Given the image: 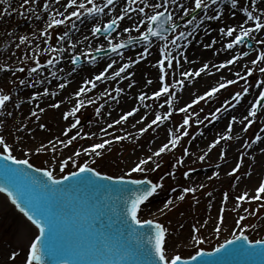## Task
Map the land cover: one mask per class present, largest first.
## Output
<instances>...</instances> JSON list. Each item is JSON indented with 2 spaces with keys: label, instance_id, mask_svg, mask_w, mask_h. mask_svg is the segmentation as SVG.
Masks as SVG:
<instances>
[{
  "label": "rangeland",
  "instance_id": "374dc122",
  "mask_svg": "<svg viewBox=\"0 0 264 264\" xmlns=\"http://www.w3.org/2000/svg\"><path fill=\"white\" fill-rule=\"evenodd\" d=\"M183 1L178 0V5H181ZM190 1L192 9L195 2ZM258 1L236 0V5L233 7V0H223L221 5L195 19L192 27L186 29V32L179 30L171 39L160 42L161 47L155 42L144 46L138 45L124 51L126 53L119 52L93 61L92 53L98 48L102 47L103 50L110 47V41L111 44H115L121 39L141 35L146 24L140 22L145 20L146 16L138 11L140 7H144L148 15L157 9L153 8L149 12L148 7H145L140 0H136L131 5L128 0H123L116 8L112 7L108 12H105V8L104 13L100 15L90 17L85 10L80 9L79 11L84 14L79 19L76 17L68 19L72 11L78 10L79 3H84L86 8L92 7V4H89L88 0H77L76 5L69 7V0H31L26 5L23 0H4V3H0V77L8 75L9 78L2 84L0 95H8L10 99L5 102L3 108H0V137H3L13 156L21 160L27 159L36 168H46L52 171L56 178L78 171L79 167L85 164L92 166L102 174L113 177L149 178L152 184L158 185L156 192L162 194L163 197L147 204L138 217L142 221L157 220L167 230L168 243H176L174 248L172 246L166 248V254L169 257L179 254L182 258H189L201 249L212 250L227 240L233 239L234 236L240 235L241 232L246 233L250 241H264V224L262 226L264 223V193H260L259 199H251L257 194L261 183H259L260 177L264 176V172L260 171L255 184L242 189V184L252 180L255 172L254 158L247 159L248 148L264 128V99L260 96L261 91L264 92V72L260 71L264 68V61L259 59L260 53L264 52V37L259 40L245 37L244 42L234 43L242 49L241 58H249L250 61L236 67L235 74L228 80L232 83L227 81L225 87L219 89L216 97L205 96V92L210 90L208 86L202 89L204 92L192 95L188 102L176 103L177 105L173 107V98L179 101L177 93L184 89L182 85H176L178 71L182 74H191L206 65L202 61L203 58L189 63L181 62L178 58L185 49H189L197 41L196 47L206 44V41H203L204 36L198 33L204 29L208 21L216 20L209 17H219L222 8L230 7L229 11L234 9L244 11V17L247 18L245 9L254 14ZM105 2L106 0H93L94 4L101 7ZM6 3H8L7 7ZM45 4L48 5L47 10L44 8ZM29 8L34 11H28ZM5 9H8L11 14H6ZM126 9L127 14L125 15ZM121 15H124V19L118 20V31L114 34L115 36L103 37L98 33L93 34V27L101 28ZM22 17H26L24 22L21 20ZM84 17L87 21L93 18L90 23L92 25L88 29V37L79 38L80 35L77 36L76 28L78 21H84ZM53 18L62 19L65 22L48 27ZM96 18L99 20H94ZM260 18V22L264 23V12ZM253 22L255 25L257 21L253 20ZM2 27L8 28L6 32L9 33L15 28H18L16 32H23L19 33L16 38H8L2 33ZM86 27L87 25L84 28ZM125 28L130 31L125 32ZM180 32L185 33L183 39H178ZM65 33L68 35L64 36ZM234 35L228 38L233 39ZM21 37H26L24 43L20 42ZM10 39L14 42H9ZM172 41H175L174 48H172ZM249 43L252 44L251 48ZM93 44L98 45L92 46ZM204 47L200 48V52L205 51ZM198 52V50L193 51V53ZM210 55H214L213 51H210ZM74 58H81L84 64L76 67L73 62ZM226 59L216 57L215 62L220 63ZM49 60L54 63L49 64ZM160 60H164L163 81L160 79L161 72L158 64ZM168 60H171V67L168 66ZM253 61L256 62L253 63ZM109 64L112 65L111 68L108 67ZM125 64L129 67L116 76L115 73ZM59 66H61L60 69H58ZM33 68L36 69L35 72L32 71ZM151 68L155 70L158 84L155 86L145 84L146 88L141 92L138 90L141 87L137 83L150 78ZM101 73H104L102 79L95 80V77ZM175 78V84H172ZM67 79L69 80L67 84L77 80L72 87L74 94L79 90L75 98L64 99V101L58 99L60 91L67 89L66 85L51 94L47 92L49 86L61 84L60 82ZM21 80L24 81L23 84L20 83ZM89 81L94 82L95 86L93 83H87L86 88L96 89L97 98L96 101L84 105L81 100L85 91L80 90L83 83ZM165 84L169 92L160 97H153V92L159 87L162 89ZM117 89H122V91L117 93ZM244 89H247V92ZM26 90L29 92L46 90V93L42 95V98H29L27 103L28 109L31 110L29 117H22L20 114L19 120H12L8 115L9 112L15 108L17 112L22 105L14 97L25 95ZM131 90H134V96L132 99L129 95V102L132 100V106L136 109L129 106L122 110L119 103L120 95L125 97ZM238 93L239 96H237ZM142 95L145 97L144 100L140 99ZM117 98H119L118 101ZM257 101L259 103L263 101L260 108H258ZM55 104L58 107L62 106L61 109L57 110L58 107H54ZM39 105L41 111L37 114ZM254 105L257 115L252 117L249 112ZM145 109L148 111V120L159 115L162 122L161 127H169V129L153 133V130L149 128L148 132L139 134L137 137H124L122 129L125 120L121 117L131 112L134 115L130 118L135 116L139 118L140 113ZM181 109L184 111L182 112ZM64 111L67 112V118H65L66 115L61 117ZM225 116L229 120L235 117L239 121L236 146L232 151L234 158L226 161V165L222 168L224 172L221 178L208 179L198 184L195 189H191L187 181L189 176L198 174L204 164L212 170L214 164L218 165L220 161L227 160L224 155H231L228 154L227 149L233 144L232 137L225 135L213 136L206 141L208 149L204 160L199 159L197 152V147L200 145L197 138L200 132L211 130L213 133L214 130L211 128L218 124L219 118ZM145 118L138 126L145 127L147 123ZM61 119L64 124L68 125L70 131L69 134L64 135L65 138L63 137L68 146L51 143L53 137H58V142H61L59 135L61 131L57 124ZM184 119H188L187 125L184 124ZM83 121H86L84 126L80 124ZM241 122L243 123L240 124ZM20 123L32 126L30 133L27 134L30 140L26 143H22L16 134V128ZM37 125L41 128L40 132L37 131ZM162 132L168 138L169 145L167 144L168 148L157 157L154 153L168 143L166 137L162 138L160 135ZM38 134L46 136L43 143L32 145L31 138ZM159 137L161 139L158 140ZM173 139L177 141L175 146L171 144ZM97 144H104V147L93 151V147ZM96 152L100 154L96 155ZM0 153H3V145H0ZM149 157L153 159L150 163H146L147 166L146 164L141 166L143 171H131L141 160L144 158L148 160ZM62 164L64 165L63 171H61ZM242 192L250 194L248 198L239 202L236 198L240 197ZM211 194L221 200L216 206L213 205L214 201L210 200ZM169 201H171L170 204ZM233 201L234 205L229 206L230 203L233 204ZM212 207H215V210L211 209ZM214 218L217 222L212 224L211 221L215 220ZM179 225L184 226L185 232L182 234L175 233ZM257 225L262 227H257ZM37 235L36 227L24 218L5 194L0 193V264H26L31 243ZM197 240L202 242L197 243ZM13 253H15V258H13Z\"/></svg>",
  "mask_w": 264,
  "mask_h": 264
},
{
  "label": "snow or ice",
  "instance_id": "6c2138e0",
  "mask_svg": "<svg viewBox=\"0 0 264 264\" xmlns=\"http://www.w3.org/2000/svg\"><path fill=\"white\" fill-rule=\"evenodd\" d=\"M31 0H23V3L29 4ZM136 0H128L129 5L135 3ZM171 2L172 4L176 3V0H163V3H157L152 5L155 9L163 8V11H155L154 14L148 15L145 13V8L140 7L138 11L143 13L146 16L147 20V29L142 33L141 38L144 41H149L150 37L164 38V33H166L169 29L165 28L166 24L170 25L171 29L175 30L177 28V24L173 22L172 13L168 11L166 5ZM195 9H207L208 3L206 0H194ZM0 3H4V0H0ZM89 4H92V7L86 8L84 3H79L77 6L78 10L72 11L68 19L71 17L80 18L84 13L79 11L80 9L85 10L86 14L89 16L92 15H100L104 13L105 8L114 3V0H106L105 4L101 7L93 3V0H88ZM141 3H145V0H141ZM212 3H216V0H212ZM77 4V0H69L68 6L71 7ZM236 5V0H233V7ZM145 3V7H148ZM45 10H47L48 5H44ZM180 8L184 9V15L187 16L189 11L183 4L180 5ZM135 10V9H133ZM6 14L10 15L8 9L4 10ZM28 11H34V9L29 8ZM247 19L257 21L255 24V29L252 28H243L241 26V31L239 35L235 36L234 43H241L245 37H249L250 34L255 30L259 31L264 28V23L260 22L261 18L259 16H253V13L247 11L245 9ZM125 15L127 14V9L125 10ZM63 15V13H61ZM210 19H218L219 17L213 16L209 17ZM124 15L119 16L117 19H112L109 23H107L103 29L100 27H93V34L99 33L102 30L104 32H110L113 30L114 26L118 25V20H123ZM65 21L62 19L51 20V23L48 27H52L53 25H61ZM144 20H141V24H144ZM75 27V25H73ZM139 30V28H137ZM125 32L130 31V29L125 28ZM223 32V30H221ZM235 29L228 28L227 35L232 36ZM47 34V33H45ZM68 34L65 33L64 36ZM185 37L184 32L179 33L178 39H183ZM26 37H21L20 42L24 43ZM64 39V37H61ZM112 52H118L119 49L125 47L124 43L119 44H111ZM173 45H175V41H172ZM233 43H229L227 45L228 48H232ZM208 47V45H206ZM97 52L102 51V47L96 50ZM162 51H166L162 49ZM93 61L95 57L91 58ZM167 59V56H165ZM259 59L264 61V52L260 53ZM73 62L76 60L74 58ZM256 61H253L255 63ZM49 64L54 63V61L49 60ZM160 72H161V81L164 80V60H160L159 62ZM228 63H232L229 61ZM168 66L171 67V60H168ZM223 67V65H221ZM109 68L112 67L111 64L108 65ZM129 67L128 64H125L120 68L118 72L115 73L116 76L120 75V72L125 71V69ZM207 68L205 65L203 68L196 73L199 75L200 72H203ZM33 72L36 71L35 68L32 69ZM261 72H264V68L260 69ZM182 75H187L182 74ZM104 76V73L97 75L95 80H101ZM21 84L24 83L23 80L20 81ZM86 83H93L92 81ZM151 83V81H148ZM228 83H232V81H228ZM60 87H64V85H60ZM220 88L225 87L224 84L219 86ZM218 89L213 88L211 92L207 93V95H212ZM81 92L85 91V89H81ZM117 93L122 91V89H117ZM247 92V89H244ZM161 92L167 93L168 86L165 84L161 91H157L154 93L156 97L161 95ZM240 94L238 93L237 96ZM262 99H264V92L260 93ZM10 97L8 95H0V108H3L5 102L8 101ZM141 100H144L145 97L142 95L140 97ZM203 99V97H200ZM259 103V101H257ZM54 107H58V105H54ZM184 111V109H181ZM219 111V110H217ZM75 114V110L72 113ZM33 115L35 113L33 112ZM132 115L131 112L127 113V115L121 117L122 120H126L128 116ZM170 115V113H169ZM249 115L255 117L257 115L256 106L254 105ZM67 118V115L65 116ZM167 118V117H165ZM247 119V117H245ZM161 120L159 115L156 116V119L152 121L155 124L157 121ZM235 120V117L233 118ZM119 122V121H117ZM251 123V121L249 122ZM184 124H188V119H184ZM151 125H149L150 127ZM246 130V129H245ZM143 131V130H142ZM187 134V133H185ZM259 139V136H257ZM176 139L171 141V144L175 146ZM0 145H3V154H0V167L3 168L5 176L3 180H0V193H6L7 196L11 199L12 204H14L24 216L36 227L38 230V235L35 237L34 241L31 243L30 252L26 259V264H43L45 256H55L58 257L62 261H67V258L70 254H74V250L67 242L66 238L63 237V233L66 231V227L64 224V201L61 199L64 192L68 189L73 190L74 192L81 193V197H78L74 206L78 209L83 210L87 214H91L96 217L108 216L109 219L115 218V221L118 225L117 227V235L120 238L119 248L126 249L132 255H139L146 258L152 262V264H193L198 260H202L203 257L208 256H219L221 254L228 255H239V254H254V249L256 246L264 245V241H255L253 244L249 241L248 237L241 232L240 235L234 236L232 240L226 241L224 244H221L218 248L215 249V253L211 252H202L197 251L195 255L191 257L190 260L182 259L179 254H176L172 257H169L166 254L165 247V233L166 229L159 223H155L153 220H141L138 217V212L140 210V206L142 203L147 201L149 197H151L158 187V185L151 184L150 181H141L135 179H125L124 176H120L114 178L110 175L102 174L101 172L89 167L87 164L80 166L78 171L72 172L70 175L62 176L61 178H56L53 175L52 171L44 170L42 176H36L34 173H29L26 169H30L33 166L29 163L27 159H17L12 155V152L9 146L5 143L3 137H0ZM104 144H97L93 147V151L97 148H103ZM168 148V145L165 144L163 147L159 149L158 152L154 153V155L159 156L160 153L164 152ZM79 153H77L78 155ZM99 152H96V155H99ZM151 157L148 158L150 160ZM203 159V157H201ZM148 160H141L139 164L134 167L131 171H143L144 169L141 167L146 164ZM20 166H26L20 167ZM159 167V165H157ZM64 170V165H61V171ZM36 173L41 172V169H35ZM46 178V179H45ZM67 182V183H66ZM143 183H148L151 186L149 188H145L142 191H137L133 193V195L127 199H121L119 195H117L114 199L106 197V192L112 193H124L130 191L125 187L128 184L140 185ZM63 186V187H62ZM89 190L92 191L93 195L91 198L87 195ZM188 191V189H185ZM260 193H264V183H261L259 188L257 189V194L251 199H259ZM248 198V194L244 193L238 200L243 201ZM183 199V197H180ZM111 200V202H109ZM171 201H169V204ZM243 219V217H241ZM119 226H122V231ZM148 227L149 231L154 229L155 235H149L147 237V244L142 246L141 241V229ZM219 231V229H217ZM125 233L128 237H132L133 234L136 235L137 240L134 244L131 239H124ZM108 237L104 235L103 232L97 234L94 240L87 246L83 242H81L78 247L81 249H85L82 253L75 254H97V255H111L113 254V248L109 247L107 244ZM202 241L197 240V243ZM13 258H15V253H13ZM207 264V262H205Z\"/></svg>",
  "mask_w": 264,
  "mask_h": 264
},
{
  "label": "bare ground",
  "instance_id": "6f19581e",
  "mask_svg": "<svg viewBox=\"0 0 264 264\" xmlns=\"http://www.w3.org/2000/svg\"><path fill=\"white\" fill-rule=\"evenodd\" d=\"M121 1L122 0H120V3H121ZM5 6L7 7L8 3H6ZM229 8L230 7L222 8V10L220 11V14H221L220 18H218L214 21H208L205 24L204 29L198 33V35L204 36L203 41H206V44H203V45L196 47V43L198 42L197 41L189 49H185L184 53H182L179 56L178 59L181 62L183 61L184 63L195 62V60H197L198 58H203L202 61H204V63L207 65V68H205V70L203 72H200L199 75H196V73L199 72L200 68H198L199 70L197 69V70L193 71L191 74H187L186 76L182 75V73L180 71H178V76L176 75V77H177V81H176L177 84L176 85L177 86L182 85L181 87H184V89H182L181 92L177 93L178 94L177 97L179 98V101H177V98H175V97L173 98V107H174V105H177L176 103L182 104V102H185V103L188 102L189 99L192 97V95H194L197 92H201V93L204 92V91H202V89L205 87H208V86L210 87V90H207L205 92L206 93L205 96H208L211 98L216 97V94L220 89L219 86L221 84L225 85V83L235 74L236 67L239 65H242V64H246L250 61L249 58H241L242 49L234 44L235 36L233 39L228 38L227 29L228 28L235 29L233 34L236 35V34L240 33L241 26H243V28H245V29H247V28L255 29V26L251 24V21H249L246 17H244V11H240V10L239 11L238 10L229 11ZM263 12H264V0H259L256 4L254 14H255V16L261 17V14ZM90 17H92V16H90ZM25 19H26V17H22V19H21L22 22H24ZM92 19L93 18H91L87 21L84 17V21L83 20L78 21V26L76 29L78 30L77 36L80 35L79 38L88 37L87 36L88 29L92 25V24H90V23H92ZM97 19L98 18H96L94 20H97ZM85 25H87L88 28L87 27L84 28ZM7 29L8 28H6V27H2V33L6 34V36L8 38H16L19 35V33L23 32V31L16 32V30L18 28H15L13 30V32L9 33V32H6ZM221 30H223V32ZM73 32H75V30ZM249 37L250 38H256L257 40L263 38L264 37V28L260 29L259 31L254 30L250 34ZM199 41H201V40H199ZM9 42H14V41H12V39H10ZM229 43H233L234 46L232 48H228L227 45ZM206 45H208V47H206ZM202 46H205L203 48V49H205L204 52L203 51L200 52V48ZM209 49H211L210 51H213V53H214L213 56L210 55ZM194 50H198L199 52L193 53ZM216 57L223 58V59L227 58V59L225 61L217 63V62H215ZM229 61H232V63H228ZM221 65H223V67ZM60 67L61 66H59L58 69H60ZM240 67H243V66H240ZM150 72L152 73L150 78L144 79V82L142 80H140L139 83H137V85H139L141 87L138 89L141 92H143L144 89L146 88L144 86L145 84H147L149 86H155L156 84H158V80L156 79V75H155V70L153 68H151ZM179 73H181V74H179ZM184 76H185V79H184ZM8 78H9L8 75L0 77V88H1L2 84L5 82V80ZM69 80H71V78ZM69 80L67 79L65 81L60 82L61 84L49 86V88L47 89V92L49 94H51L55 90H58L60 88V85L63 84V85L67 86V89H63L62 91H60L61 93L59 92L61 95L59 94L60 97L58 99L64 101V99L75 98L78 95L79 90L77 91L76 94H74L72 87H73L74 83H76L77 80L67 84L66 82H68ZM175 80H176V78L172 81V84H175ZM148 81H151V83H148ZM192 82H193V84H191ZM86 86H87V83H83L82 88L85 89V94L82 95L83 98H82L81 102L84 105H87L92 101H96V98H97L96 89H92L89 87L86 88ZM213 88H217L218 90L210 96L207 95V93L211 92V89H213ZM157 91H161L160 87H159V89H156L153 93H156ZM24 92L26 93V94L24 93L25 95H23V96L17 95L14 97L17 100H19L20 103H22V105L19 107L17 112H15L16 108L9 112L8 115L12 120H19L18 116H20V114L22 115V117H26V116L29 117L31 115V110L28 109V104H27L29 98H31V97L32 98L33 97L42 98V95L44 93H46V90L45 91L41 90V91H37V92H29L28 90H26ZM133 93H134V90H131L127 93V95L125 97L123 95H120L121 99H120L119 103L121 105L120 108H122V110L127 109V107H129V106H132V100H131V102H129L128 97H129V95H131V97L133 99V96H134ZM153 97H156V96L153 94ZM116 100L118 101L119 98H117ZM185 100H187V101H185ZM37 101H39V100H37ZM41 104H43V103H41ZM40 105H39V108L37 109V114L40 113V111H41ZM185 105H189V104H185ZM61 107L62 106H59L57 108V110L61 109ZM132 107L134 108V106H132ZM134 109H136V108H134ZM131 110H133V109H131ZM136 113H137V110H136ZM66 114H67V112L64 111L62 113L61 117L63 118ZM140 114H141V116L139 118H135L136 116L133 118H130L134 115L133 113H132V115L127 117V119H129V121H127V119L125 120L123 129H122L124 137H128V138L137 137L139 134L148 132L149 128H151L153 130V133H158L161 131L164 132V131L169 129V127H166V128L161 127V124H162L161 120L157 121L155 124H153L152 121L155 120L156 118H151L150 120H148L149 118H147L148 117L147 109L142 111ZM125 115H127V113L124 114L123 116H125ZM227 116L230 117L229 115H227ZM227 116H225L224 118L223 117L219 118L218 124H216L215 126H213L211 128L214 130L213 133L211 130H204V131L200 132V135L197 138L198 143H200V145L197 147V152L199 153V159L204 160L207 157L206 152L208 149V148H206V141L213 136L214 137L215 136L221 137L222 135L223 136L225 135V136H229L230 138L232 137L233 144H231L227 149L228 154H231V155L230 156L224 155V157H226L227 160L220 161L218 163V165L214 164L212 166L213 167L212 170L206 164H204V167L202 168V170L200 172H198V174L188 177L187 181L189 182L188 183L189 188L195 189L198 184L200 185V184L206 182L208 179H213V178H217V177L221 178L223 176V172H224L222 170V168H223V166L226 165V161H228L230 158H234L232 151L235 150V146H236V143H235L236 142V136H238V133H239L237 123L239 121H238V119L229 120V118ZM144 117H146L145 119L147 121V123L145 121V123H146L145 127L138 126V125H141V123L144 121ZM61 121L57 122L58 129L60 128L59 131H61L59 134L61 142H58V137L51 136V137H53L51 139V143L53 145L59 143V144H63L65 146L66 145L68 146V143H65L67 141L64 142L63 137L65 138L64 135L69 134L70 131L68 129V125L64 124L62 119H61ZM228 123H230V124L227 125ZM242 123L243 122H241L240 124H242ZM149 125H151V126L149 127ZM37 127H38V125H37ZM31 128H32V126H28V125H25L22 123L18 124V127L16 128V134L18 135V138L21 139L22 143H26L27 141L30 140V138L28 137L27 134L30 133ZM139 128H143V129H139ZM40 129L41 128L39 126L37 131L40 132ZM206 131H209V132H206ZM163 132H162V134H160L162 136V138H163V136L166 137V135ZM49 133H50V135H53L52 132H49ZM156 135H159V134H156ZM205 136H206V138H204ZM258 136H259V139H257V137H256L254 139V141L251 143L250 147L248 148L249 149V151H248L249 155H247V159L249 157L254 158V163H253L254 165L253 166L255 168V172H254V175L252 176V180H250L247 183L244 182V184H242V189L249 188L250 185L255 184L257 182V177H258L260 171L262 170V172H264V170H263L264 169V163L261 164V161L264 159V128L261 130V132ZM45 137L46 136L40 135V134L35 135L33 138H31V141H32L31 144L32 145L42 144ZM69 138L67 140H69ZM157 139L159 140V139H161V137H159ZM166 139L168 142L166 144L169 145V140L167 137H166ZM201 157H203V159H201ZM152 159L153 158L148 160V163H150V161ZM143 160H147V159L144 158ZM147 165L148 164H146L145 166H147ZM261 166H262V168H261ZM145 168H147V167H145ZM218 170H220V171H218ZM262 181H264V176L260 177L259 183L260 182L262 183ZM243 194L244 193L242 192V195ZM175 196H177V194H175ZM175 196H174V198H176ZM162 197H163L162 194L155 192L153 197L150 199V202H148L147 204H150L152 202H156L159 199H161ZM172 197H173V195H172ZM210 197H211L210 200L212 202L214 201L213 205L215 204V206L218 203H220V201H221L218 198H215L213 194H211ZM236 199L238 201V198H236ZM211 201H210V204H212ZM232 205H234V201H233V204L230 203L229 206H232ZM211 209L215 210V207H212ZM211 222H212V224L214 222L216 223L217 219H215ZM263 224L264 223H262V226H263ZM262 226L257 225V227H262ZM183 227H184L183 225H179L175 229V233L182 234L183 232H185V229H183ZM165 240H166V243H165L166 248H171V246L174 248L176 246V243H173V242L168 243V240L167 239H165Z\"/></svg>",
  "mask_w": 264,
  "mask_h": 264
},
{
  "label": "water",
  "instance_id": "95a60500",
  "mask_svg": "<svg viewBox=\"0 0 264 264\" xmlns=\"http://www.w3.org/2000/svg\"><path fill=\"white\" fill-rule=\"evenodd\" d=\"M20 167L26 168V166H20ZM90 167L92 168V166ZM38 169L47 170L46 168H38ZM26 170L29 173H34L36 176L43 175V172L36 173L35 169L33 168ZM4 176H5L4 170L2 167H0V180H3ZM135 180L150 181L149 178H141ZM125 187L130 191L120 194L106 192L105 196L114 199L117 195H119L123 200L131 197L133 193L137 191H142L145 188H149L150 185L148 183H143L140 185L128 184L125 185ZM87 195L89 196V198H91L93 195L92 191L89 190ZM78 197H81V193L74 192L71 189L66 190L63 196L61 197L65 205L63 211L64 213H66L63 221L66 227V231L62 235L63 237L66 238L67 242L74 250V254H70L66 262L60 260L58 257L55 256H45L43 264H152L151 261L146 260V258L143 256L132 255L126 249L119 248L120 238L117 235L118 225L115 221V218L113 217L112 219H109L108 216L96 217L91 214H87L81 209L76 208L74 206V202ZM109 202H111V200ZM153 221L155 223H159L157 220H153ZM119 227L122 231V226ZM140 231L142 233L141 236L142 246L147 244V237L149 235L152 236L155 235L154 229L152 231H149L147 226H145V228L141 229ZM101 232H103L104 235L108 237L107 244L109 247L113 248V254L111 255L75 254V253H82V251L86 250V248L81 249L80 247H78V245L81 242H83L85 246H87L94 240L95 236ZM243 234L246 235V233ZM124 239H131V241L135 244L137 237L135 234H133L132 237H128L127 234L125 233ZM212 253H215V251ZM205 262H207V264H264V245L256 246L254 249V254H239V255L221 254L218 257L215 255L212 257L205 256L203 257L202 260L193 262V264H205Z\"/></svg>",
  "mask_w": 264,
  "mask_h": 264
}]
</instances>
